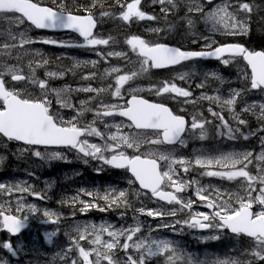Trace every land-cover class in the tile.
Listing matches in <instances>:
<instances>
[{"label": "rangeland", "instance_id": "1", "mask_svg": "<svg viewBox=\"0 0 264 264\" xmlns=\"http://www.w3.org/2000/svg\"><path fill=\"white\" fill-rule=\"evenodd\" d=\"M114 1L115 0H111V5L114 7L119 5V13H121L124 6L123 2L121 0H116V3H114ZM118 1L121 2L119 3ZM141 1L148 4L145 5V7H153V5L150 4L151 0ZM174 1L178 2L179 0H161L160 2L172 4ZM192 2V8L196 7V9L200 11L201 3L199 1ZM106 3L107 0H104L105 6H108ZM176 7L179 8V5ZM187 7L190 8L189 6ZM103 10L105 9H102L101 11ZM162 12L161 16L166 19L172 14V12L166 10ZM122 18L128 20L131 18V15L125 13ZM200 19L207 30L214 34L222 35V37L239 35L241 32L245 31L247 27L243 6H237L233 0H220L212 10L205 12ZM0 23L3 24L2 30L0 27V62L3 66L5 65L4 62L11 63V65L7 66V70L9 72H14L17 70V64H13V62L19 63L28 60L23 58L21 54H19V51L12 50L9 47L8 42H11L9 38L10 35L4 31L5 28L12 31L18 30L22 34H26L27 31L20 19L16 16L0 17ZM136 23L138 24L140 22L137 21ZM103 25L109 27L110 22L107 21L103 23ZM115 25L118 30L125 29L121 22L115 23ZM134 27L138 32L146 29L141 25H134ZM112 28L115 29L113 26ZM252 29L253 28L251 27L250 33L252 32ZM108 41L109 38H102V46H107ZM138 44H140V46H145L139 39H134L132 42L129 41L127 45H125L135 46ZM236 63L235 76L244 79L246 73L243 67L239 65V62L237 61ZM225 66L227 67L228 64ZM106 72H108V70ZM171 76L180 80L179 74H173ZM204 76L205 73H199L198 71H192L191 69L185 76H183L184 79L181 81L189 83L192 82L193 77L200 79ZM212 76L215 75L211 74L206 78L204 77L203 80L198 82L197 87L199 88L202 85H206L208 89H212L210 93L201 95H204V100L216 104L218 109H224L229 116V123L235 121V113L244 115L245 125L246 122L251 123L252 118L254 120L264 119L263 91L259 90L253 93L251 92L250 87L247 92H244L243 89L234 88L220 90L217 87L216 90V87H212L211 82L209 84L205 83V81L211 79ZM39 77L40 75H38V78ZM226 77L228 76L226 75ZM226 77H224V80L228 82L229 78L227 79ZM38 81L41 80L38 79ZM31 83L32 87H43V84L39 86L36 81L31 80ZM172 90L180 98L185 99V87L183 85H176L172 87ZM57 93L59 94L56 95L59 100L57 105L65 107L66 110L72 108L75 103L78 104L68 93L65 96V102L62 101L61 96L65 95L63 90H58ZM185 103L186 102H184L183 106ZM211 113L214 114V112ZM55 119L60 124H64L74 123L76 117L68 118L65 116V113L60 112ZM235 122H237V119ZM109 124L110 125L105 129L103 128V131L100 133L102 144H99L98 147L95 145L91 146L90 152L92 156L99 153V158L102 159L114 152L120 153L121 150H126L132 153L140 152L145 157L158 159L162 163L163 174L167 183H178L186 188L187 196L185 202L189 203L192 198V204H189L192 206V213L199 207H204L206 204L210 203L214 205L215 211L218 215L225 214L236 206L246 205L245 207L256 209V216L264 217V130H262L260 126L259 129L254 130V133L244 134L245 146L242 149H236L237 147L232 145H223L217 147V149L216 145H214L208 148V151L205 149L202 155L194 158V163L216 171L212 173H204L198 181H191L187 178V170L189 169L187 165H192V149L190 147L179 148L173 151L159 150L157 140L154 137L143 133H137L117 121L110 122ZM248 127L250 131H252L251 124H248ZM235 130H232L234 132L233 136L237 134ZM123 153L125 154V152ZM64 157V153H51V155L48 156V158L58 160H61ZM243 163L245 168L240 170V167H243ZM13 189L12 196L5 194L3 198H0V208H8L13 205L18 213H23L24 217L32 219L36 224V226H33L32 230H34L35 227H39L40 232L44 233L43 239L46 244L56 245L57 242L61 240L69 242L71 238L75 237L85 240L86 245L93 244V248L88 247L91 249L77 244L73 249H68L71 253L64 252V256L62 254L58 256L59 259H63V257H68L69 254H72L73 257L71 258H77L76 261L74 260L69 264H132L158 254H173L178 247V244L170 240V236L164 234V232L168 233L170 228L169 225L164 223L165 221H159L161 219L160 213L147 212L152 203L150 199L139 191L132 192L133 203L140 207L137 210L141 211V215L149 218L151 226H148L147 224L144 225L143 222L137 220L138 218L132 219L129 215L130 226L127 229L123 227L120 230L111 225L107 226L101 223L93 225L82 223L75 229L69 231V228H72L73 226L55 224L54 226L57 227V231L54 235L45 234V232H48L44 229L48 226L46 220L52 217L47 213L48 209L46 206H37L33 200L30 204H26L24 202V197L21 196V192L16 191V188ZM27 189L32 194L33 199L36 198L39 201L46 200L39 194V185L35 184L32 188ZM113 193H115L114 197H119L121 195L119 191H115V189L111 190L110 195ZM182 215H190V210H187ZM124 223H126V220L119 221L121 226ZM181 223H184V221L181 220ZM143 226L145 228H143ZM183 231L185 235L189 237L192 235L190 227ZM173 233L180 235L182 231L177 232L173 230L169 235H172ZM35 235L36 234H31L30 238L35 237ZM194 237H199L200 239L206 238L200 235H194ZM251 247L253 252L256 251V255L261 256L264 254V241H258ZM9 248H11V246H8V249ZM12 248L16 250V259L14 263L6 262L4 264H15L18 262L17 258L24 255L28 246L25 245L24 241H20ZM114 249L119 251L116 253L114 252ZM117 254L122 255V257H118ZM86 258L89 259L88 262H85ZM194 259V256H190L189 263H192V260ZM21 260H23V258H21ZM203 262L205 264H210L208 258H205Z\"/></svg>", "mask_w": 264, "mask_h": 264}, {"label": "water", "instance_id": "2", "mask_svg": "<svg viewBox=\"0 0 264 264\" xmlns=\"http://www.w3.org/2000/svg\"><path fill=\"white\" fill-rule=\"evenodd\" d=\"M13 9L18 10L19 13L24 15L29 22L33 23L39 29H51L52 27H56L57 30H74L82 34L83 32H86L88 28L93 27L91 19L88 17L74 18L67 24H61L55 22V20H57L56 16L47 8H40L30 2L20 0H0L1 11H11ZM145 53L152 58V61L156 66H164L166 58L175 59L177 57V53L168 48H156L146 51ZM248 63L251 65L254 81H257L261 87L264 88V56L261 54L250 56ZM0 95H2L1 91ZM28 106L32 105L21 102L18 103L13 99L10 100L7 106V113L0 115V133L4 135L11 133L9 137L18 141H22L19 137L22 133L29 131V136L37 134L41 129L40 125L42 124V120L39 115L29 113L34 110H31ZM137 108L136 105H132L131 109L123 116L132 122L139 121L142 118V115L138 113ZM145 109L150 108L145 106ZM118 114L122 116L123 113ZM138 165H141L138 175V179L141 182H144L146 179L152 181L153 184L159 182L155 165L152 162L142 161V163ZM2 219L6 230L12 234L17 233L24 228L22 222L12 217L2 215ZM245 233L249 235L260 234L261 236H264V225L260 224L257 227H252L246 230Z\"/></svg>", "mask_w": 264, "mask_h": 264}, {"label": "trees", "instance_id": "3", "mask_svg": "<svg viewBox=\"0 0 264 264\" xmlns=\"http://www.w3.org/2000/svg\"><path fill=\"white\" fill-rule=\"evenodd\" d=\"M31 1L41 5H45V4L49 5V4L57 3L56 0H54L53 2H51V0H31ZM106 4L108 6H105L104 0H72L73 9L81 14H85V13L92 14L95 12V10L101 11L102 9L111 10L112 9L110 7L111 0H107ZM99 5H100V9H99ZM56 7L59 8L60 5H56ZM261 13L264 15V9L261 10ZM258 18L254 17V19H258ZM167 19L174 20L173 15L171 14L170 16H168ZM251 39L255 43L256 47H264V20L260 19L254 22L253 35ZM3 238H4V234L0 233V260L3 258L4 255V250L1 246Z\"/></svg>", "mask_w": 264, "mask_h": 264}, {"label": "bare ground", "instance_id": "4", "mask_svg": "<svg viewBox=\"0 0 264 264\" xmlns=\"http://www.w3.org/2000/svg\"><path fill=\"white\" fill-rule=\"evenodd\" d=\"M119 3L121 2V1H118ZM114 3H116V0L114 1ZM122 5V4H121ZM119 6V5H118ZM118 6L117 7H114V6H112L111 4H110V7H112V9H111V11H113L114 13H119V8H118ZM163 13V12H162ZM252 32H253V29H252ZM251 32V33H252ZM246 56H248V55H246Z\"/></svg>", "mask_w": 264, "mask_h": 264}]
</instances>
